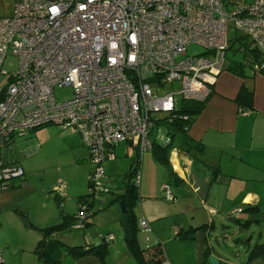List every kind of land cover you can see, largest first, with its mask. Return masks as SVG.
<instances>
[{
	"label": "built area",
	"instance_id": "2783aa9c",
	"mask_svg": "<svg viewBox=\"0 0 264 264\" xmlns=\"http://www.w3.org/2000/svg\"><path fill=\"white\" fill-rule=\"evenodd\" d=\"M228 3L19 0L13 15L0 17V74L9 76L0 90V146L45 124L69 128L90 151L91 190L103 189L104 162L117 157L116 147L153 149L161 113L210 96L224 70L231 25L260 50L252 67L264 72V0ZM191 46L204 51L190 54ZM10 55L19 59L11 73L3 70ZM65 87L73 95L60 100L56 90ZM23 174L21 166L0 163V181ZM165 189L167 200H176ZM57 193L66 196V188ZM140 227L149 224L142 220Z\"/></svg>",
	"mask_w": 264,
	"mask_h": 264
},
{
	"label": "rangeland",
	"instance_id": "374dc122",
	"mask_svg": "<svg viewBox=\"0 0 264 264\" xmlns=\"http://www.w3.org/2000/svg\"><path fill=\"white\" fill-rule=\"evenodd\" d=\"M18 1L0 0V17L13 15ZM237 34L238 32L231 25L230 39L233 41ZM239 47L240 44L236 43L235 48ZM203 51V48L199 46L189 48L190 54H200ZM229 56L245 62L248 76L255 74L250 65V62L254 60L252 56L248 55L245 58L242 51L235 55L231 53ZM18 69L19 59L10 55L6 59L3 70L11 73ZM8 83L9 76L0 74V90ZM72 95L71 87L56 90V96L60 100L70 98ZM164 114L161 113V115ZM157 131V128L153 131L154 138ZM246 136L250 139L252 137L251 134H246ZM257 136H259V132ZM157 140L159 143L165 141L162 131ZM79 143L82 144L79 134H73L71 129L64 126L50 123L30 132L25 137H17L12 149L0 148L2 158L7 161L16 160L22 165L25 170L22 177L26 179L24 184L16 187L1 189L0 186V258H5L3 251H6L11 260L19 259L21 257L19 247L27 246L31 242L33 234L39 235V239L42 238V229L50 224H48L49 219L54 221L59 217L62 220L65 213H75V216H80L81 202L79 198L88 194L90 173L88 166L92 165L89 150L86 147L87 151H84L81 146L76 145ZM174 151L178 153L179 150L171 149V156ZM116 153L117 159L106 161L105 176L101 180L104 188L95 191L92 198L88 197L90 202L93 199L91 212L94 213V224H90L86 229L84 227L85 230L83 228L68 229L66 233L68 239H73L74 234L76 238L83 234L90 235L89 232L96 235L106 233L105 231L109 229L115 230L117 226L122 231L124 226L121 219L122 200L117 198L124 191V176L130 171L131 163L137 157V153L133 148L128 149L126 144L116 147ZM263 154L259 153V155ZM245 157L247 158V155ZM140 159L142 162L139 173L140 193L144 191V193L152 195L153 199L157 197V200L161 202L159 216L152 222L151 228L146 231L140 227L139 241L141 244L146 243V247H149L159 240L164 246L168 243V252L178 258L179 264H201L203 255L200 254L205 251L204 246L211 247L215 250L214 254L231 263L247 264L250 249L257 242H264V179H261L262 172L254 168L256 165L250 167L251 160L249 158H247L248 161H242L239 158L232 162L228 158V164L231 165L228 168L223 166V170L234 171L238 173V176L232 178L231 183L213 184L208 199L204 195L207 192V187L210 186L198 181L199 178L196 175L188 174V177L178 186L169 184L168 168L156 158L154 150H145ZM255 162L258 163L259 160L257 159ZM171 164H174L172 159ZM203 168L206 169V167ZM203 179H208V177ZM17 182H20L19 177L3 181V183L9 184ZM166 185H169L173 194L178 196L180 207H174L171 205L173 203L170 204L171 201L167 200ZM58 186L66 188L67 195L61 200H59L61 196L57 193ZM254 188L260 190L261 201L259 204L261 206L259 205L260 209L257 212H250L244 210V204L238 199ZM147 199L148 197L140 200L136 207L139 225L142 220H146L142 217V203L147 202ZM206 206L214 208L213 216L211 215L212 211L209 209L208 212ZM21 211H26V216L29 217L31 223H28L26 218L20 215ZM173 214L175 216L179 214L176 217L179 225H186L190 221L197 222L201 219L200 221H205L209 226L207 230L198 233L195 241L185 243L187 240H181V242H177L174 241V231L170 229L172 224L170 215ZM79 221V218L75 219V222ZM120 233L117 232L116 236L112 233V240L120 238L122 242H127L125 232L123 231L121 235ZM250 237H252L250 248L237 242L238 239H249ZM113 241L110 242V250L114 247ZM261 261L262 259L258 262ZM251 264H256V261Z\"/></svg>",
	"mask_w": 264,
	"mask_h": 264
},
{
	"label": "crops",
	"instance_id": "0c3cea01",
	"mask_svg": "<svg viewBox=\"0 0 264 264\" xmlns=\"http://www.w3.org/2000/svg\"><path fill=\"white\" fill-rule=\"evenodd\" d=\"M248 55L254 58V60L250 62V65H252V63L256 60V57L253 56V54ZM260 58L261 57H259L258 59ZM228 65L229 61L225 63L224 70L220 74L218 81L214 86L213 94L210 96L207 105L205 106L201 114L197 117L189 131L193 139L202 142L205 145V151H203V153L187 152L177 148L179 150L178 153L174 151L173 155L171 156V159L174 163L173 167L181 178L185 180V178L188 177V174H193L196 175L197 178H199L198 181L205 183L206 186H210L207 187V192L204 195L207 199L209 198L208 196L213 184L231 183V179L238 176V173L234 171L223 170V166L228 168L231 165L228 164V158H230L231 162L235 159L239 160V158L242 161L249 158L251 160L250 167L256 165V167L254 168L262 172L263 177H261V179H264V154L259 155V153H264V74L255 73L252 76H248L246 74V77H241L228 71ZM243 86H247L250 90H252L254 95L253 107L248 110L246 109V111H243L241 105L237 101V98ZM258 132L259 136H257ZM72 133L76 134L75 132ZM246 134H251V139L248 138ZM244 138H246L247 140ZM241 139L242 141H240ZM233 142H235V145H233ZM76 145L81 146L84 151H87L83 142L82 144L79 143ZM233 154H235V156L232 157ZM245 155H247V158L245 157ZM257 159L259 160L258 163L255 162ZM203 167H206V169H204ZM88 168L91 171L92 166L89 165ZM213 168H219L220 171L215 173L213 172ZM206 176L209 180L203 179ZM85 177L87 178L86 174ZM252 180L261 181L260 179ZM140 194V200L148 197V199L146 200L147 202L142 203V217L145 218L147 222L149 220L148 224L151 228L152 222L157 218V216H159L158 211L161 210V202L157 200V197H154L155 199H153L152 195L144 193V191ZM175 197L176 201H171L170 204L173 203L171 205H174V207H180L178 196L175 195ZM238 201L244 204V210L246 208V205H260V190H258V188L249 190L243 196H241ZM206 209L209 212V209L213 210L214 208L206 206ZM65 214L73 217L75 216V213ZM170 216L172 217V224L170 225V229L174 231V241L177 242H181V240H183L176 237L177 230L180 231L182 229H188L192 226H200L202 224H205V221H200L201 219H199V221L197 220V222L190 221L186 225H179L178 221H176V217H178L179 214H176V216L174 214ZM63 218L64 216H62L61 220V218L58 217L54 221H50L49 219L48 224H50L46 227L61 223L63 221ZM209 218L211 219V216H209ZM94 219L95 217L93 215L91 219V225L94 224ZM86 228L87 226L85 227V229ZM85 229L83 228V230ZM120 229L121 228H118L117 226L115 230L109 229L105 231L106 233H99L97 235L92 234L91 232L86 230L90 233V235L83 234V237L79 236L75 238L74 234L72 236L73 239H68L66 237L67 231L63 232L60 235L54 234L51 237L60 238L63 242L70 246L98 244L102 243L103 239L108 234L113 233L116 236L117 232H121V235L123 231H126L124 226L122 231H120ZM31 236L32 240L27 246L23 245L22 247H19V251L21 253V257L19 259L13 261L10 259L9 255L6 254V251H3V257H5V261L7 264H45L34 252V249L40 243L41 238L39 239V235L37 234H33ZM113 242L114 247L112 250H110L105 259L92 254L78 259L67 255V257L64 258V264H137L135 258L132 256L131 252L128 249L127 242H122L120 238H115ZM188 242V240L185 241V243ZM141 245L143 247L147 246L146 243ZM165 246L169 262L171 264H179L178 258L168 252V243H166ZM250 246L251 243L247 247L250 248ZM204 248L205 251L200 254L203 255L201 264H204L205 252L207 251L208 246H204ZM214 252L215 250L211 249V256L213 255L217 257L219 260H221L222 264H236L231 263L228 260L221 258L220 256L218 257V255L214 254ZM258 261L259 260H256V264H262V261Z\"/></svg>",
	"mask_w": 264,
	"mask_h": 264
},
{
	"label": "trees",
	"instance_id": "16d2710c",
	"mask_svg": "<svg viewBox=\"0 0 264 264\" xmlns=\"http://www.w3.org/2000/svg\"><path fill=\"white\" fill-rule=\"evenodd\" d=\"M225 1L229 2L230 4H235V3H240L243 0H225ZM236 43L240 44V47L238 49L235 48ZM239 51H242L244 53L245 58H247L248 54H253V56L256 57V60L262 59V54L260 50L252 47L248 37L244 35L237 34L233 41L230 40L229 47L226 51V60H225V63L229 61V65L227 66V69L228 71L236 75H239L241 77H246L247 75L245 73V68H246L245 62L241 60H235L231 56H229L231 55V53L235 55V53ZM259 57L261 58L258 59ZM251 68H253L252 65ZM261 74H264V72ZM213 91L210 94V96L213 94ZM210 96L207 97V99L205 100H182L179 102L177 108L173 112L166 115H160L159 120L157 121L158 123L156 124L155 128H157L158 131L155 138L153 137L154 135H152V140H153L152 150H154L156 158L167 166L169 173V183L172 185H178L182 183L184 179L181 178L177 174V172H175L174 167L171 164L170 150L179 148L180 150H184L187 152L203 153V151H205V145L202 142L193 139L189 131L191 126L197 119V117L201 114V112L207 105ZM253 98H254L253 91L250 90L247 86H243L237 98V101L241 105L243 111H246V109L248 110L253 107ZM47 125L48 124H45L42 125L41 127ZM41 127H38L36 129H39ZM36 129H34L33 131H35ZM161 131L163 132V135H165V141L159 143L157 139ZM27 135L16 136L14 139V144L17 137H25ZM126 145L128 146V149L133 148L136 150L137 153V157L131 163L130 171L128 172V174H126V176H124V185H123L124 191L122 194L118 195L117 198L118 200H125L128 209L129 230L131 233V239L126 240L128 249L131 252L132 256L135 258L137 264H165L166 261L169 262V260H168L166 248L161 241H158L157 243L149 247H143L139 241L140 225L137 217L136 207L141 199V194L139 189V183H140L139 173H140V166L142 163L140 159L142 158V154L140 153V151H138L136 147H133L131 144H126ZM13 147L14 145L3 146V147L0 146V148H4L5 150L12 149ZM117 157L115 159H117ZM106 161L104 162V167ZM0 163H2L5 167L14 166V165H18L22 167V165L18 161L16 160L7 161L1 156H0ZM23 171L25 174L24 168ZM219 171H220L219 168H213V172L216 173ZM91 172L92 169L89 173L88 194L80 196L79 198V201L81 202L80 211L81 213L82 212L85 213L86 217L82 219L81 214L79 217L77 216L73 217L64 214V220L61 223H57L42 229L43 237L41 238L38 246L34 249V252L43 263L64 264V258L67 257V255L72 256L75 259H78L86 255L92 254L99 256L102 259H105L109 254L110 252L109 245L112 239H109L108 236L111 234H108L103 239L102 243L79 245V246H70L65 242H63L60 238L51 237L54 234L60 235L63 232L67 231L68 229L75 228V225L79 223H82L84 227L89 226L92 223L91 219L94 213L91 212V202H93V199L90 202V199L88 200V197L90 196V198H92L95 192L91 190V185H92L90 181ZM24 174L22 176H24ZM25 182L26 179L20 177V182L9 184L0 181V186L1 189H5L7 187H16L22 185ZM64 197L62 196L59 199L61 200ZM169 201H173V200H169ZM245 207H246L245 210L250 212H257V210L260 209L259 205H255V206L246 205ZM211 213H212L211 215L213 216L215 214V211L214 213L213 212ZM20 215H22V217L24 216L26 218L25 220H27L28 223H31L29 221V217L26 216L27 215L26 211H21ZM76 218L77 219L79 218L80 221L75 222ZM208 226L209 224L205 223L200 226H192L188 229H182L180 231L177 230L176 237L183 240L193 241L196 239L197 234L200 231L207 230ZM149 229H150V225H149ZM251 239L252 237H250L249 239H238L237 242L238 243L240 242L241 244H244L245 247H247L251 243ZM210 256H211V247H208L207 251L205 252L204 264H211L209 260ZM2 259L3 260L0 261V264H7L5 258ZM260 259H262V264H264V242H257L254 245V247L250 249L246 263L251 264L253 261L255 262L256 260H260ZM169 264L171 263L169 262Z\"/></svg>",
	"mask_w": 264,
	"mask_h": 264
},
{
	"label": "water",
	"instance_id": "95a60500",
	"mask_svg": "<svg viewBox=\"0 0 264 264\" xmlns=\"http://www.w3.org/2000/svg\"><path fill=\"white\" fill-rule=\"evenodd\" d=\"M121 208H122V223H123L125 230H126L125 240H130L131 239V233L129 230L128 209H127V205H126L125 200L121 201ZM209 260H210L211 264H222L221 260H219L217 257H215L213 255L210 256Z\"/></svg>",
	"mask_w": 264,
	"mask_h": 264
}]
</instances>
